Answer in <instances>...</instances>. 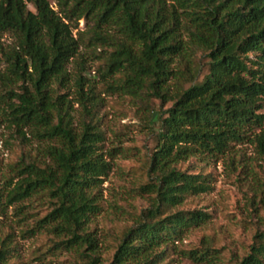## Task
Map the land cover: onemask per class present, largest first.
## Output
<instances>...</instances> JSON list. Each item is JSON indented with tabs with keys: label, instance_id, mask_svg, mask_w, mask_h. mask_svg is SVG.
<instances>
[{
	"label": "trees",
	"instance_id": "obj_1",
	"mask_svg": "<svg viewBox=\"0 0 264 264\" xmlns=\"http://www.w3.org/2000/svg\"><path fill=\"white\" fill-rule=\"evenodd\" d=\"M56 1L59 10L50 0H0V31L17 39L0 48V127L8 122L25 136L28 126L54 140L43 150L60 169L24 155L5 173L0 159V215L15 201L46 196L54 207L40 225L60 219L55 228L70 233L56 245L101 263L90 222L102 209L101 176L112 168L101 149L105 133L86 119L77 131L54 86L79 51L71 21L86 17L94 21L89 44L103 47L99 86L150 107L151 98L161 101L152 108L160 126L139 186L150 203L113 237L109 264H173L178 251L199 262L214 259L204 239L197 247L181 245L210 219L207 210L184 205L214 188L212 171H194L197 164L186 161L198 154L221 158L247 140L264 153V0ZM78 85L92 112L98 85L83 73ZM262 220L238 264H264ZM11 236H0V264H22Z\"/></svg>",
	"mask_w": 264,
	"mask_h": 264
},
{
	"label": "rangeland",
	"instance_id": "obj_2",
	"mask_svg": "<svg viewBox=\"0 0 264 264\" xmlns=\"http://www.w3.org/2000/svg\"><path fill=\"white\" fill-rule=\"evenodd\" d=\"M50 1L59 10L57 1ZM29 5L35 9L31 2ZM71 24L73 33L81 41L79 51L68 63L67 78L63 82L56 81L54 86L58 93H64L77 131L82 129L86 119L96 123L105 133L101 149L112 168L101 176L98 191L102 209L92 215L90 227L100 239V264H109L113 237L150 203V195L142 194L139 186L147 179L145 167L156 142L155 132L160 126L152 108H159L161 101L151 98L148 101L150 107L131 95L110 93L99 86L103 85L99 67L105 58L102 56L103 47L88 42L94 21L82 17L78 22L74 19ZM16 41L12 31H0V48L8 49ZM4 67L5 63L1 61L0 68ZM81 73L98 85L97 103L92 112H88L80 100L78 78ZM88 105L90 107L91 102ZM260 110L264 112V107ZM24 132L25 136L8 122L0 127L2 170L11 172L10 165L25 155L27 159L40 157L60 171L43 150L55 141L41 137L28 126ZM189 162L197 164L194 171L204 167L213 172L214 188L189 198L184 205L185 208L207 210L210 219L190 231L181 245L184 249L197 247L204 239L214 248L216 257L199 262L178 251L174 253L173 264H238V258L253 242L257 225L263 222L264 153L256 140H247L236 144L221 158L198 154L186 161ZM53 207L46 196L35 194L15 201L0 215V236L5 237L11 232L15 239L17 255L14 259L22 264H88V257L80 255L74 248L56 245L62 238L60 236L70 235L66 229L55 228L60 219L40 225L39 219Z\"/></svg>",
	"mask_w": 264,
	"mask_h": 264
}]
</instances>
